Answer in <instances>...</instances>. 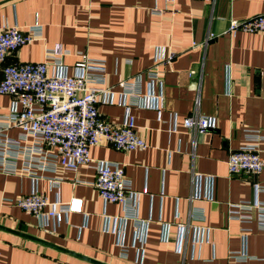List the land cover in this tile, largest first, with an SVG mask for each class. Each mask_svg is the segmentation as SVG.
<instances>
[{"label":"crops","instance_id":"obj_1","mask_svg":"<svg viewBox=\"0 0 264 264\" xmlns=\"http://www.w3.org/2000/svg\"><path fill=\"white\" fill-rule=\"evenodd\" d=\"M256 13H264V0H0V23L42 26L40 37L5 62L42 60L54 43L69 49V73L79 51L103 58L112 92L102 95L98 109L113 123L127 112L117 82L153 66L158 50L170 56L157 64L160 79L143 76L142 105L129 109L146 147L122 150L101 140L89 149L94 159L124 165L146 228L123 218L120 203L101 199L90 165L59 168L52 174L64 177L59 187L45 176L0 171V264H98L86 257L110 264H234L231 250L255 256L244 264H264V230L228 216L232 203L264 200L255 190L264 184V167L229 173L227 166L246 131L264 135V32H226L231 18ZM10 106L11 96L0 93V112ZM193 113L213 116L215 127L186 128L183 118ZM259 148L264 160V139ZM32 189L49 201L81 198V210L59 221L39 219L7 200ZM119 243L128 246L125 258Z\"/></svg>","mask_w":264,"mask_h":264},{"label":"built area","instance_id":"obj_2","mask_svg":"<svg viewBox=\"0 0 264 264\" xmlns=\"http://www.w3.org/2000/svg\"><path fill=\"white\" fill-rule=\"evenodd\" d=\"M165 1L171 5L175 0ZM152 10L158 12L162 9ZM237 31L264 32V13L241 19L231 18L226 32L234 34ZM41 35L42 26L37 23L25 30L17 24L0 23V93L11 96L9 110L0 112V171L24 172L35 179L45 176L51 186L59 187L64 177L52 175L59 168L76 171L82 165H90L96 171L91 184L97 188L101 199L120 203L123 210L121 216L132 219L135 227L145 229L148 219L138 216L139 193L126 175L124 165L94 159L89 149L101 140L122 150L146 147V140L137 131L134 115L129 109L142 105L145 95L143 76L150 81L160 79L157 64L163 60L168 62L170 56L166 57L158 50L153 66L117 82L118 93L127 112L123 121L113 123L105 119L98 109L102 95L112 92L106 82L107 66L103 58L79 51L74 70L69 73L65 56L70 51L63 44L54 43L45 48L42 60L5 62L8 53ZM183 125L195 132H203L214 128L215 120L210 115L193 113L183 118ZM13 127L18 129L16 135L9 133ZM244 135L246 141L229 152V173H258L264 167L259 148V140L264 139V135L259 131H246ZM46 172L51 175H45ZM74 181L85 182L80 179ZM255 190L264 192V184L257 183ZM7 200L39 219L46 215L57 221L65 213L81 210L82 207L81 198L72 197L66 202L59 199L49 201L47 195L37 189ZM228 216L246 222L254 220L264 230V200L232 203ZM202 217V213L199 214V218ZM177 223L185 225L181 221ZM119 244V256L127 257L128 246ZM228 257L234 264H244L248 259L255 258L241 250L229 251ZM261 258L264 259V255ZM192 264L212 263L198 261Z\"/></svg>","mask_w":264,"mask_h":264},{"label":"water","instance_id":"obj_3","mask_svg":"<svg viewBox=\"0 0 264 264\" xmlns=\"http://www.w3.org/2000/svg\"><path fill=\"white\" fill-rule=\"evenodd\" d=\"M86 258L91 260V261H93V262H95V263H98V264H110V263H105V262H102V261H99V260H96V259H93V258H88V257H86Z\"/></svg>","mask_w":264,"mask_h":264}]
</instances>
